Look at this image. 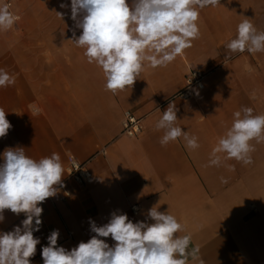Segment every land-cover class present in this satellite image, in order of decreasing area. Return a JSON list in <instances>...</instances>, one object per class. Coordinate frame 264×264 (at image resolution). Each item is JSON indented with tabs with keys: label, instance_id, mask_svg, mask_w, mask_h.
Listing matches in <instances>:
<instances>
[{
	"label": "crops",
	"instance_id": "crops-1",
	"mask_svg": "<svg viewBox=\"0 0 264 264\" xmlns=\"http://www.w3.org/2000/svg\"><path fill=\"white\" fill-rule=\"evenodd\" d=\"M62 11L66 15L57 24L74 27L70 10ZM245 18L264 31V0H220L205 7L190 48L166 67L145 61L134 85L115 94L72 36L51 50H0V68L15 78L0 88V108L12 125L0 138V154L8 147H22L36 160L58 153L64 169L63 187L41 205L32 264H43L41 250L53 230H59L58 244L71 249L93 235L90 218L103 225L119 211L135 222L145 220L153 206L177 218V235L191 237L187 251L197 258L189 255L188 264H264V140L250 142V164L226 159L225 153L217 154L220 166L209 163L236 111L250 107L264 115V52L226 48ZM192 70L204 74L203 87L181 96ZM170 103L178 109L177 126L198 138L197 149L187 148L182 137L161 146L164 130L156 124ZM126 111L141 120L136 137L122 131ZM71 159L85 164L90 184L68 176ZM4 216L0 231L25 218L10 210Z\"/></svg>",
	"mask_w": 264,
	"mask_h": 264
},
{
	"label": "clouds",
	"instance_id": "clouds-1",
	"mask_svg": "<svg viewBox=\"0 0 264 264\" xmlns=\"http://www.w3.org/2000/svg\"><path fill=\"white\" fill-rule=\"evenodd\" d=\"M220 0H70L62 9L70 10L74 22L71 41L85 49L89 63H96L106 78L105 88L115 94L132 87L144 62L153 68L166 67L192 46L200 30V10L216 6ZM10 5L0 6V30H10L19 17ZM63 20L66 13L56 12ZM76 30L80 34L76 35ZM226 48L232 53L264 52V31H258L249 18L237 25V36ZM152 54H148V53ZM15 83V78L0 68V88ZM176 105L170 103L156 124L164 130L161 146L183 138L186 147L197 149L198 138L177 126ZM232 126L212 151L210 165L220 166L218 153L226 159L252 163L250 143L264 140V115H254L250 107L234 114ZM12 128L0 108V138ZM75 163V162H74ZM64 169L58 153L33 159L22 147H8L0 154V223L5 210L24 219L10 231H0V264H32L40 238L43 208L48 198L63 187ZM222 182H226L222 178ZM150 221V222H149ZM90 239L67 249L58 244L59 230H53L42 247L43 264H188L189 235H177L181 223L167 211L151 207L145 220L133 221L123 212L113 211L107 223L97 225L89 219ZM105 238H111L109 244ZM195 251H198L196 249ZM200 264H204L200 260Z\"/></svg>",
	"mask_w": 264,
	"mask_h": 264
},
{
	"label": "rangeland",
	"instance_id": "rangeland-1",
	"mask_svg": "<svg viewBox=\"0 0 264 264\" xmlns=\"http://www.w3.org/2000/svg\"><path fill=\"white\" fill-rule=\"evenodd\" d=\"M62 2L70 4V0H0V6L10 5L9 10L19 17L10 30H0V50L56 49L72 36L74 28L67 23V17L64 26L61 21L57 24L56 12H64L60 7Z\"/></svg>",
	"mask_w": 264,
	"mask_h": 264
},
{
	"label": "built area",
	"instance_id": "built-area-1",
	"mask_svg": "<svg viewBox=\"0 0 264 264\" xmlns=\"http://www.w3.org/2000/svg\"><path fill=\"white\" fill-rule=\"evenodd\" d=\"M204 74L200 70H192L186 78V87L180 93L181 96L189 97L191 87L202 89ZM143 126L141 120L129 111H126L122 121V131L129 137H136L141 134ZM75 162V163H74ZM67 174L80 185H87L92 182V174L83 163L71 159L68 162ZM67 195V194H66ZM135 210V209H134Z\"/></svg>",
	"mask_w": 264,
	"mask_h": 264
}]
</instances>
